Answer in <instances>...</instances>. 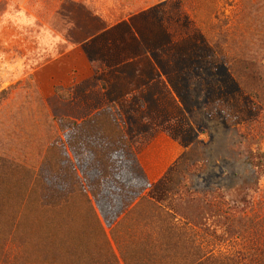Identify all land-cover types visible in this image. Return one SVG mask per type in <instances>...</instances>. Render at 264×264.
<instances>
[{
    "label": "rangeland",
    "instance_id": "374dc122",
    "mask_svg": "<svg viewBox=\"0 0 264 264\" xmlns=\"http://www.w3.org/2000/svg\"><path fill=\"white\" fill-rule=\"evenodd\" d=\"M0 264H264V0H0Z\"/></svg>",
    "mask_w": 264,
    "mask_h": 264
}]
</instances>
